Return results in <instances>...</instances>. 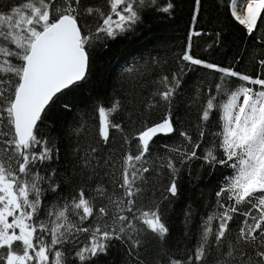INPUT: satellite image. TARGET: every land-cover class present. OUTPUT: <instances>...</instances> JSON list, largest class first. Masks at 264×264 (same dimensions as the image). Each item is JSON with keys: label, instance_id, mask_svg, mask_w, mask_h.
I'll return each mask as SVG.
<instances>
[{"label": "snow or ice", "instance_id": "obj_1", "mask_svg": "<svg viewBox=\"0 0 264 264\" xmlns=\"http://www.w3.org/2000/svg\"><path fill=\"white\" fill-rule=\"evenodd\" d=\"M180 5L0 0V264H96L113 249L118 264H264V0L216 5L227 10L255 72L236 67L244 56L222 65L192 53L193 36L207 33L203 0H190L188 42L174 68L159 56L123 68L124 95L94 105V127L74 120L63 155L48 123L112 41L149 18L172 17ZM197 69L207 71L188 95L187 77ZM146 77L152 89L138 102ZM181 103L196 109L195 119L181 117ZM122 111L126 120L117 122ZM158 137L174 139L154 150ZM205 173L217 177L211 210L200 217L194 244L173 247L165 211L185 177L198 182ZM183 215L188 237L191 204Z\"/></svg>", "mask_w": 264, "mask_h": 264}, {"label": "trees", "instance_id": "obj_2", "mask_svg": "<svg viewBox=\"0 0 264 264\" xmlns=\"http://www.w3.org/2000/svg\"><path fill=\"white\" fill-rule=\"evenodd\" d=\"M228 2V0H225ZM190 0H181V5L176 13L167 19L149 18L134 34H129L117 38L110 43L107 50H103L99 54L97 68L89 81L83 85L75 93L63 97L54 107L52 119L48 121L51 125V131L54 136L61 138L62 155L69 150L70 140L66 132L69 125L74 121L83 117L90 126H95L98 118L94 112V105L97 102H103L105 106L113 96H123L124 89L127 85L123 83L121 75L122 69L136 62L142 64L150 56H159L168 58V67H175L174 54L180 53L187 45V33L190 30ZM217 0H203V9L201 17V25L203 34L199 37L192 38V53L198 57L214 61L222 65L234 64L236 56H244L242 63L236 64L241 71L246 73L255 72L257 69L254 63L247 59L246 54L241 49L240 33L236 28L229 25L226 9L217 8ZM197 31L201 28L197 27ZM221 31L219 43L216 40L215 32ZM211 45V47H209ZM207 70L197 69L194 73H190L187 77L184 91L191 95L192 85L197 81L201 74ZM152 89L151 77L145 78V87L142 89L139 102L144 96H147ZM67 101L71 105V110L63 112V103ZM185 113L190 114L191 119H195L197 112L195 108H186L183 103L180 105V115L185 117ZM159 110L153 114V118L159 116ZM126 120L125 112L117 113L115 120ZM215 118L213 119V123ZM127 127V121H126ZM117 145L121 142L118 133L113 134ZM174 137H158L157 144L153 145L155 150L157 145L171 143ZM224 174H228L225 171ZM200 181L189 182L187 177L181 185L180 195L172 202L171 206L165 211V219L170 228L168 242L173 247L183 248L191 246L195 243V233L200 217L206 215L210 209V202H214V188L217 177L207 178ZM201 192L204 193L201 196ZM159 193H157V196ZM191 204L195 216L191 226L190 236H185L184 226V209ZM232 228L236 229L237 224L233 223ZM120 254L113 249L108 257H101L96 264H118Z\"/></svg>", "mask_w": 264, "mask_h": 264}]
</instances>
